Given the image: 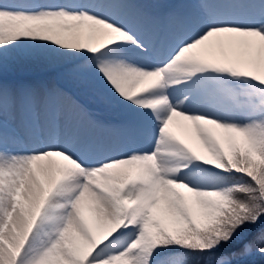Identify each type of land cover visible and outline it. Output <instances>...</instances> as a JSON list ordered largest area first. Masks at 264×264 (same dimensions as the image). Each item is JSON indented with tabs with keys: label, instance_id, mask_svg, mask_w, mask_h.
I'll list each match as a JSON object with an SVG mask.
<instances>
[{
	"label": "snow or ice",
	"instance_id": "6c2138e0",
	"mask_svg": "<svg viewBox=\"0 0 264 264\" xmlns=\"http://www.w3.org/2000/svg\"><path fill=\"white\" fill-rule=\"evenodd\" d=\"M0 264H264V0H0Z\"/></svg>",
	"mask_w": 264,
	"mask_h": 264
},
{
	"label": "rangeland",
	"instance_id": "374dc122",
	"mask_svg": "<svg viewBox=\"0 0 264 264\" xmlns=\"http://www.w3.org/2000/svg\"><path fill=\"white\" fill-rule=\"evenodd\" d=\"M51 66L52 64L43 61L22 63L19 65H15L9 69L8 78L13 80L24 81V82H45V83H57L63 85L64 81L62 79V75L60 80H55L54 82L53 80L54 74ZM62 71L63 72L65 71L63 66H62ZM13 74L16 75L11 76Z\"/></svg>",
	"mask_w": 264,
	"mask_h": 264
}]
</instances>
